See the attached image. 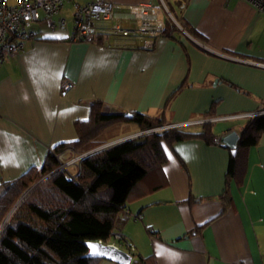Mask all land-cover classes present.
<instances>
[{
  "label": "crops",
  "instance_id": "0c3cea01",
  "mask_svg": "<svg viewBox=\"0 0 264 264\" xmlns=\"http://www.w3.org/2000/svg\"><path fill=\"white\" fill-rule=\"evenodd\" d=\"M114 2L122 11L152 3L168 28L151 47L144 45L147 34L71 41L67 4L55 27L47 19L35 24L37 38L0 67V195L3 182L41 166L52 150L62 158L79 154L64 145L78 139L76 122L89 119L95 100L163 116L167 125L195 122L185 125L193 130L210 122L217 136L242 133L248 118L229 116L264 108V13L250 0ZM64 78L75 83L66 95ZM218 117L229 118L212 120ZM138 131L125 122L120 137ZM164 150L166 163L127 204L141 215L123 228L137 254L153 264H264V133L228 194L229 148L193 138Z\"/></svg>",
  "mask_w": 264,
  "mask_h": 264
},
{
  "label": "trees",
  "instance_id": "16d2710c",
  "mask_svg": "<svg viewBox=\"0 0 264 264\" xmlns=\"http://www.w3.org/2000/svg\"><path fill=\"white\" fill-rule=\"evenodd\" d=\"M169 24L175 26L172 21ZM97 40L98 36L94 38ZM132 113L129 118L126 112L95 100L89 119L76 122L78 139L64 147L79 154L88 152L120 137L125 122L133 121L143 131L167 124L163 116ZM263 133L264 114L248 118L237 153L230 156L225 194L232 180L242 181L248 151ZM216 137L210 122L203 123L200 130L177 126L149 132L83 157L75 165L76 178L59 168L55 155L49 154L41 166L3 182L0 264H98L101 258L87 256L88 242L109 239L119 214L140 183L166 163L164 144L193 138L216 144ZM132 264L153 263L138 255Z\"/></svg>",
  "mask_w": 264,
  "mask_h": 264
},
{
  "label": "built area",
  "instance_id": "2783aa9c",
  "mask_svg": "<svg viewBox=\"0 0 264 264\" xmlns=\"http://www.w3.org/2000/svg\"><path fill=\"white\" fill-rule=\"evenodd\" d=\"M252 4L264 13V0H250ZM71 4L73 10V30L69 35L71 41L94 42V38L100 34L109 36L138 37L150 35L144 41V45L151 47L155 38L161 36L166 28V21L161 9L152 3L140 5L132 11L119 10L114 0H0V67L7 60L23 51L28 42L37 38L38 33L35 24L47 19L52 27H55V17L62 9ZM173 22L178 25L183 32L190 34L182 28L180 23L171 15ZM123 21L132 25L126 27ZM59 24L66 26L67 20L60 17ZM192 37V36H190ZM75 86V83L64 78L61 81V94L66 95ZM264 114V108L256 112L242 113L229 117H246ZM229 117H218L212 120L227 119ZM201 120L197 122H204ZM169 124L165 128L191 125ZM138 135V134H137ZM131 137V136H130ZM52 153L61 160L62 155L52 150ZM82 159V154L74 156L66 163H62L59 168L67 170L68 176L76 178L77 171H72L71 165H78ZM140 214L133 213L126 207L118 216L115 227L107 241H101L107 245H112L132 256L131 264L138 259L134 243L124 234V224L127 221L140 218Z\"/></svg>",
  "mask_w": 264,
  "mask_h": 264
},
{
  "label": "water",
  "instance_id": "95a60500",
  "mask_svg": "<svg viewBox=\"0 0 264 264\" xmlns=\"http://www.w3.org/2000/svg\"><path fill=\"white\" fill-rule=\"evenodd\" d=\"M125 115L129 118L133 117L132 112H127ZM240 137H241V134L237 130L229 129L223 132L221 135L217 136L216 141L220 143L222 146L229 148L231 150V153L235 155L237 153ZM129 138H132V137L120 138V139L111 141L109 143L100 145L88 152L82 153V158L104 147L124 141ZM88 246H89V252L87 254L88 257L101 258V259L106 258V259L115 261L119 264H131L132 262V256L129 253L121 249H118L112 245H107L101 241H90L88 242ZM94 247L99 250L100 254H94Z\"/></svg>",
  "mask_w": 264,
  "mask_h": 264
},
{
  "label": "rangeland",
  "instance_id": "374dc122",
  "mask_svg": "<svg viewBox=\"0 0 264 264\" xmlns=\"http://www.w3.org/2000/svg\"><path fill=\"white\" fill-rule=\"evenodd\" d=\"M132 124H136L135 122H131ZM165 126H167V124L166 125H164V126H159V127H155V128H152V129H149V130H139L138 132H136L135 133V137L136 136H140V135H143V134H146V133H149V132H153V131H161V130H164V129H168V128H165ZM189 127V126H188ZM139 132H140V134H139ZM136 134H139V135H136ZM134 135V134H133ZM122 137H124V136H121L120 138H122ZM120 138H117V139H120ZM117 139H114V140H117ZM114 140H111V141H114ZM111 141H108V142H105L104 144H106V143H109V142H111ZM103 145V144H102ZM79 155V154H78ZM77 156V155H76ZM55 159L57 160V162H58V164L59 165H61L62 163H66L67 161H69L70 159H72V158H62L61 157V160H59L57 157H55ZM72 171H76V166L75 165H71L70 167H69ZM98 264H119V263H117V262H115V261H112V260H109V259H106V258H102V259H100L99 260V263Z\"/></svg>",
  "mask_w": 264,
  "mask_h": 264
},
{
  "label": "snow or ice",
  "instance_id": "6c2138e0",
  "mask_svg": "<svg viewBox=\"0 0 264 264\" xmlns=\"http://www.w3.org/2000/svg\"><path fill=\"white\" fill-rule=\"evenodd\" d=\"M94 254H100L99 250L94 247Z\"/></svg>",
  "mask_w": 264,
  "mask_h": 264
}]
</instances>
